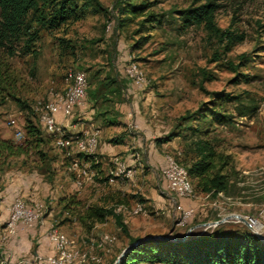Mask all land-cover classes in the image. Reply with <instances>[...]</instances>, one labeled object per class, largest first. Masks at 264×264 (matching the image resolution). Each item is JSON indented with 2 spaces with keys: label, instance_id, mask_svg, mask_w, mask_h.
Returning <instances> with one entry per match:
<instances>
[{
  "label": "rangeland",
  "instance_id": "rangeland-1",
  "mask_svg": "<svg viewBox=\"0 0 264 264\" xmlns=\"http://www.w3.org/2000/svg\"><path fill=\"white\" fill-rule=\"evenodd\" d=\"M91 1L93 4L77 18L54 29H40L33 51L21 53L18 43L9 58L16 79L15 99L0 104V135L24 144L25 152L0 161L1 264L21 260L22 264H39L36 256L46 258L54 253L48 238L53 231L65 235L75 250L86 254L84 264H113L129 243L128 236L186 239L209 233L215 227L200 224L229 214L256 219L264 237V0H210L215 5L214 25L243 36L232 45L214 36L203 23L184 26L181 20L173 19L174 10L207 0ZM81 3L77 0L78 5ZM127 3H147L149 7L143 15L120 22L125 15L119 13V7ZM149 12L161 16V23H144L141 27V20ZM130 62H136L145 74L148 83L141 89L125 76L124 69ZM108 68L129 80L126 85L121 81L124 89L120 92L125 95L116 97V101L123 103V113L117 109L115 116L125 117L129 125L138 124L140 133L147 125L156 138H172L161 144L155 138L139 147L130 144L128 152L140 159V168L116 154L106 158L100 170L90 166V179L77 186L63 151L51 141L38 148L30 145L24 125L31 121L46 134L33 107L64 91L69 69L84 71L88 81L94 72L104 74ZM215 91L240 96V104L254 105L255 112L239 116L236 103L222 102L217 110L231 114L229 123L211 122L210 116L204 119L202 113ZM18 130L22 131L20 139L16 137ZM128 130L130 135L133 129ZM199 138L211 139L218 150L231 154L237 174L231 178L227 193L215 195L198 190L190 178L194 196L186 199L193 214L182 222L179 197L157 185L162 165L155 158L164 162L165 156L171 155L187 168L195 159L192 142ZM115 159L133 174H114ZM71 195L84 205L111 208L128 234L113 216L91 226L79 222V209L70 213L60 202ZM17 198L38 215L30 227L7 226L10 206ZM136 204H141L143 211L134 214ZM220 225L223 230L245 226L235 220ZM105 234L114 237V242L98 246Z\"/></svg>",
  "mask_w": 264,
  "mask_h": 264
},
{
  "label": "trees",
  "instance_id": "trees-1",
  "mask_svg": "<svg viewBox=\"0 0 264 264\" xmlns=\"http://www.w3.org/2000/svg\"><path fill=\"white\" fill-rule=\"evenodd\" d=\"M92 4L91 0H82L80 5L77 4V0H0V104L6 99H15L16 79L9 58L15 54L17 44L21 43V53L33 51V45L39 38L40 29L57 28L67 20L77 18L79 13ZM148 7L147 3H127L120 6L119 13L125 15L120 22L130 21L131 17L143 15ZM214 7L215 5L207 0L198 6L174 10L176 18L173 19L181 20L184 26L203 23L214 36L226 39L227 44L232 45L243 40V36L233 34L228 30H221L214 25ZM93 9L97 11L96 8ZM160 17L157 14L146 13L140 26L143 27L144 23L160 24ZM170 17L172 18L173 14ZM122 25L120 23V26ZM141 39L143 43L146 36ZM242 57L243 55L240 56V58ZM230 67L235 69L234 66L230 65ZM245 78L247 79V76ZM105 80L107 81L102 84L101 90L111 87L110 92H119V85L113 86L114 80L109 78ZM222 102L236 103L235 109L239 116H250L255 112L254 105L242 106L240 104V96L215 91L212 92L209 106L202 113L204 119L210 116L211 122L224 125L229 123L231 114H223L217 110ZM24 129L26 139H30L28 142L30 145L38 148L46 142H54L53 135L48 133L43 135L31 121H26ZM171 138L172 136L169 135L164 138H155L154 141L161 144L170 141ZM120 139L122 137L113 138L111 141L118 143ZM217 147L216 142H212L211 139L210 141L204 138L194 140L191 148L195 159L187 168L184 166L189 179L195 180V187L203 193L213 195L219 192L227 193L231 178L237 174L232 165L231 154L220 151ZM24 152V144L4 139L0 135V161L8 157L19 156ZM84 157L91 162L92 167L98 166L99 161L96 154ZM174 158L181 164L176 157ZM60 202L63 203L64 209L70 213H75L76 209H79L78 211L81 213L78 214V220L84 225L91 226L94 222L103 221L107 216H113L119 227L124 232L127 231L125 225L121 223L119 215L114 214L111 208L84 205L74 195L61 198ZM221 227V225H217L209 233L184 240L170 237L141 240L132 245L118 264H264V241L259 239L249 228L244 226L243 229L223 230ZM138 238L128 236L129 243L127 245L135 242Z\"/></svg>",
  "mask_w": 264,
  "mask_h": 264
},
{
  "label": "built area",
  "instance_id": "built-area-1",
  "mask_svg": "<svg viewBox=\"0 0 264 264\" xmlns=\"http://www.w3.org/2000/svg\"><path fill=\"white\" fill-rule=\"evenodd\" d=\"M110 28V24H107ZM125 76L130 80L131 84L137 89L143 88L148 82L145 78L144 72L141 70L136 62H130L124 69ZM65 89L61 94L56 95L54 99L46 102H38L33 110L38 116V120L44 128L45 132L53 135L54 144L61 149L66 158L69 159V170L74 174L75 184L80 186L84 179H90L87 169L91 166V162L87 161L84 156L94 154L98 143V135L96 131L85 133L82 135L65 134L61 127L55 121V114L61 113L62 116H70L76 108L83 107L86 100V76L83 71L68 70L64 77ZM11 124H15L14 120H10ZM133 130H139L137 124L129 125ZM16 137H22V131H16ZM81 154L82 156H79ZM117 165L114 174H122L131 176L132 170H126L122 163L114 160ZM160 177L165 183V188L179 198H190L194 196V189L187 175L186 168L179 164L171 155L165 156V164L160 170ZM181 210V220L184 222L187 218L192 216L193 209ZM143 211L141 204H136L132 209V213L137 214ZM38 215L35 211L26 207L23 201L19 198L15 199L9 209V219L7 226L14 229L18 225L23 227H30L37 220ZM246 221L255 227L259 224L258 221L252 217H244ZM260 231V229H259ZM49 241L53 245L54 253L46 258L36 256L38 262H45L47 264H84L86 262V254L79 253L73 248L70 240L63 234L53 231L48 236ZM114 237L105 234L98 242V246L105 243H113ZM163 264V263H159Z\"/></svg>",
  "mask_w": 264,
  "mask_h": 264
},
{
  "label": "crops",
  "instance_id": "crops-1",
  "mask_svg": "<svg viewBox=\"0 0 264 264\" xmlns=\"http://www.w3.org/2000/svg\"><path fill=\"white\" fill-rule=\"evenodd\" d=\"M108 70L109 68L104 72V74L94 72L93 74H91L88 81L85 74L87 87L84 106L76 108L74 112L68 117H64L61 113H57L55 114L54 118L57 124L67 135H82L93 131L97 132L99 144L95 154L97 155L99 164L96 167V170H100L103 168V164L106 158L114 156L116 154H121L120 158L124 157L126 161L132 163L133 167L140 168L142 166L141 161L139 158H133L134 154L128 152L130 147L129 145L133 143L135 146L137 145L139 147L143 144V142H153L150 139H154L157 136L151 134L150 127L147 125L142 129L144 133H140L137 130H132L131 128H129V123L125 117L120 118L115 116V111H117V109H119L118 111L120 113H123V103H118L116 101V97L125 95L123 92H120V90L123 91L124 89H121L122 85H124L121 83V81H126V77L120 76L115 70L114 72H110ZM106 78L115 81V83H113V86L119 85V92H110L111 87L109 89H100L102 88V84L107 81L105 80ZM127 83L129 84V80L126 81L125 85ZM118 104L120 106H117ZM124 123H126L127 126H124ZM138 127L139 129H141L139 125ZM128 129H131L133 131L132 133H130V135L127 134ZM116 134L118 135L115 136ZM139 134L142 136L139 137ZM118 137H122V139H120L118 143H114L113 141H111L113 138ZM155 160L157 161V163H161V168L164 166L165 161L163 162V160H160L159 158H155ZM157 185L161 188H165V183L161 179L160 175L157 181ZM150 197L156 199L155 194H151ZM157 197L159 198V196ZM178 201L183 209L192 208L189 206L190 202L188 199L179 198ZM22 263L23 260L13 262V264ZM40 263L41 262H39V264Z\"/></svg>",
  "mask_w": 264,
  "mask_h": 264
},
{
  "label": "water",
  "instance_id": "water-1",
  "mask_svg": "<svg viewBox=\"0 0 264 264\" xmlns=\"http://www.w3.org/2000/svg\"><path fill=\"white\" fill-rule=\"evenodd\" d=\"M229 220H235V221H238V222H241L243 223L247 228H249L259 239H261L262 241H264V237H262L261 233L257 230H255L254 227H252L247 221L246 219L244 218V216H241L239 214H229V215H226L224 217H222L221 219L219 220H216V221H212V222H209V223H203V224H200V226H205V227H215L217 225H220L222 223H225ZM190 231V229L188 230ZM148 238H166V237H161V236H144V237H141V238H138L135 242L127 245L125 248L122 249V251L119 253V255L117 256V258L115 259V261L113 262V264H118L120 259L124 256V254L132 247V245L134 243H137L141 240H144V239H148ZM185 238H181V239H177V240H184Z\"/></svg>",
  "mask_w": 264,
  "mask_h": 264
},
{
  "label": "bare ground",
  "instance_id": "bare-ground-1",
  "mask_svg": "<svg viewBox=\"0 0 264 264\" xmlns=\"http://www.w3.org/2000/svg\"><path fill=\"white\" fill-rule=\"evenodd\" d=\"M254 228H255V230L259 231L258 230V224H256Z\"/></svg>",
  "mask_w": 264,
  "mask_h": 264
}]
</instances>
